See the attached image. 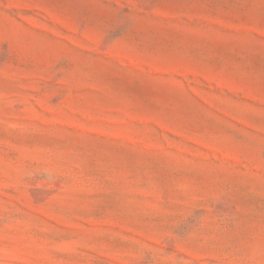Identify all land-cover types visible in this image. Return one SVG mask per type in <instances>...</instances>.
Instances as JSON below:
<instances>
[{
  "label": "rangeland",
  "instance_id": "374dc122",
  "mask_svg": "<svg viewBox=\"0 0 264 264\" xmlns=\"http://www.w3.org/2000/svg\"><path fill=\"white\" fill-rule=\"evenodd\" d=\"M0 264H264V0H0Z\"/></svg>",
  "mask_w": 264,
  "mask_h": 264
}]
</instances>
